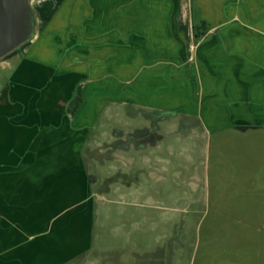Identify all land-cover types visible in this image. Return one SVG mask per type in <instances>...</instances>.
I'll return each instance as SVG.
<instances>
[{
    "label": "crops",
    "instance_id": "1",
    "mask_svg": "<svg viewBox=\"0 0 264 264\" xmlns=\"http://www.w3.org/2000/svg\"><path fill=\"white\" fill-rule=\"evenodd\" d=\"M50 12L43 27L57 34L36 35L0 89V264L107 260L92 233L87 147L107 106L150 111L158 128L108 140L110 166L135 169L139 187L143 176L173 183L171 159L191 138L244 136L249 147L264 133V0H84ZM159 115L184 124L158 133Z\"/></svg>",
    "mask_w": 264,
    "mask_h": 264
},
{
    "label": "rangeland",
    "instance_id": "2",
    "mask_svg": "<svg viewBox=\"0 0 264 264\" xmlns=\"http://www.w3.org/2000/svg\"><path fill=\"white\" fill-rule=\"evenodd\" d=\"M75 1L84 2L32 0L38 16L34 37L49 32L56 35V26L49 27L50 31L43 27L45 14L50 15L58 2ZM67 12L73 15V10ZM210 12V19H216L218 11ZM233 12L231 16L226 14V19L232 18ZM58 13L59 9L53 18ZM196 28L200 33L209 31L206 25ZM195 33L199 32L195 29ZM31 40L0 60V89L31 47ZM150 113L122 105L105 107L98 117L94 137L87 145L97 150L88 166L96 197L92 216L95 240H92L97 246L111 249L106 261L94 262L264 264V133L253 137L255 142L249 147L244 136L229 143L223 141L225 136H212L209 146L191 138L188 153L179 145L177 161L171 159L178 173L173 183L161 182L155 186L153 179L148 182L147 176H143L146 182L139 187L136 170L125 167L119 169L122 176H117L105 152L114 133L144 130L157 133L158 128L150 123ZM167 117L157 116L158 133H174L175 124L178 130L184 124ZM135 155L132 153L128 158Z\"/></svg>",
    "mask_w": 264,
    "mask_h": 264
},
{
    "label": "water",
    "instance_id": "3",
    "mask_svg": "<svg viewBox=\"0 0 264 264\" xmlns=\"http://www.w3.org/2000/svg\"><path fill=\"white\" fill-rule=\"evenodd\" d=\"M32 0H0V60L29 42L36 33Z\"/></svg>",
    "mask_w": 264,
    "mask_h": 264
}]
</instances>
